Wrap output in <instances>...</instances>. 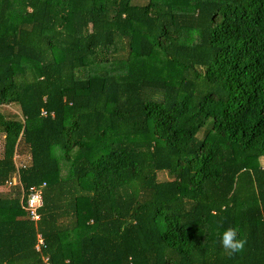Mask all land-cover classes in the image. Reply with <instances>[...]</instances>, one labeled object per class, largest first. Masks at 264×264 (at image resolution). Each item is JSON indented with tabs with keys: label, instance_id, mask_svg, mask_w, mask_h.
<instances>
[{
	"label": "trees",
	"instance_id": "1",
	"mask_svg": "<svg viewBox=\"0 0 264 264\" xmlns=\"http://www.w3.org/2000/svg\"><path fill=\"white\" fill-rule=\"evenodd\" d=\"M10 104L0 264H264V0H0Z\"/></svg>",
	"mask_w": 264,
	"mask_h": 264
},
{
	"label": "built area",
	"instance_id": "2",
	"mask_svg": "<svg viewBox=\"0 0 264 264\" xmlns=\"http://www.w3.org/2000/svg\"><path fill=\"white\" fill-rule=\"evenodd\" d=\"M14 184L19 185L20 191L22 193V196H21V200H22L21 207H22V209L27 213V215L29 216V218L31 220H37V218H38L37 208L40 207L42 204L40 187L42 186L43 183L40 185V187L29 186L28 193L26 194V197H24L23 196L24 191L20 186V182H19V178H18V174H17V170H16L15 175L12 177L11 180L6 181L5 186L9 187V186L14 185ZM39 244H41V239L38 236V241H37V244L35 245L36 250L39 249ZM43 259L46 260L45 257Z\"/></svg>",
	"mask_w": 264,
	"mask_h": 264
},
{
	"label": "clouds",
	"instance_id": "3",
	"mask_svg": "<svg viewBox=\"0 0 264 264\" xmlns=\"http://www.w3.org/2000/svg\"><path fill=\"white\" fill-rule=\"evenodd\" d=\"M220 243L225 254L232 256L244 249L246 241L238 237V230L236 228L228 227L222 233Z\"/></svg>",
	"mask_w": 264,
	"mask_h": 264
},
{
	"label": "rangeland",
	"instance_id": "4",
	"mask_svg": "<svg viewBox=\"0 0 264 264\" xmlns=\"http://www.w3.org/2000/svg\"><path fill=\"white\" fill-rule=\"evenodd\" d=\"M147 0H137V2L143 3L146 2ZM0 110H2V112L6 115V116H10L11 113H14L15 115H19L18 114V109L16 107V105L14 104H10L7 106H0ZM1 150H2V135L0 134V154H1ZM16 163L18 162L17 158H15ZM259 162L261 165L264 166V157L259 159ZM65 172V170H63V173ZM11 186L6 187L5 185L0 186V192H8V190L10 189Z\"/></svg>",
	"mask_w": 264,
	"mask_h": 264
}]
</instances>
